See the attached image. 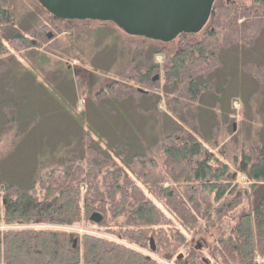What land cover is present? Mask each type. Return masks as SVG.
<instances>
[{
  "label": "rangeland",
  "instance_id": "rangeland-1",
  "mask_svg": "<svg viewBox=\"0 0 264 264\" xmlns=\"http://www.w3.org/2000/svg\"><path fill=\"white\" fill-rule=\"evenodd\" d=\"M241 3L248 6L250 1ZM0 8L10 18L6 23L0 17L1 183L24 189L37 180L53 187L66 181L70 171L79 181L89 172L96 174L100 183L104 174L117 170L156 206L160 192L169 188L187 201L194 197L189 188H198L191 182L194 161L165 165L161 153L162 146H169L167 138L180 137L200 143L210 154L213 170L228 166L237 190H247L249 182L232 162L264 143V7L248 14L252 17L245 31L235 37L229 33L239 28H230L232 12L218 7L211 36L205 31L166 44L129 37L110 23H57L36 0H0ZM18 33L26 42L14 38ZM49 33L52 38L47 40ZM195 41L204 42L205 60L194 62L190 78L167 79L173 51ZM67 66L84 76L64 75ZM145 74L148 82L137 84L139 75ZM154 76L157 80L152 82ZM86 80L92 86L89 90ZM190 80L198 87L196 97ZM55 84L60 85V93L51 86ZM63 160L73 162L61 165ZM195 196L196 201L211 200L207 195ZM235 202L231 213L247 212L246 197ZM225 220L182 233L184 249L168 259L91 227L0 225V231L88 233L139 251L159 264H177L179 255L188 264L195 260L202 264V259L216 264L212 252L230 226Z\"/></svg>",
  "mask_w": 264,
  "mask_h": 264
},
{
  "label": "trees",
  "instance_id": "trees-1",
  "mask_svg": "<svg viewBox=\"0 0 264 264\" xmlns=\"http://www.w3.org/2000/svg\"><path fill=\"white\" fill-rule=\"evenodd\" d=\"M0 17L6 23L10 21L7 10L0 8ZM14 38L25 39L19 33ZM173 52L166 78L174 82L190 78L194 62L206 58L203 41L178 46ZM139 76L137 84L145 85L149 76ZM189 87L196 97L198 87L192 80ZM166 140L169 146L161 147L165 165L178 166L194 161L191 182L198 188H189V193H194L191 199L186 201L170 188L163 189L156 206L143 197L135 182L123 179L117 170L104 174L100 183L96 174L89 172L79 181V178L75 179L76 172L70 171L66 181L53 187L37 180L31 181L24 189L0 182L3 190L0 194V225L91 227L96 232L116 236L134 246L147 247L151 254L168 259L175 251L184 249L183 234L208 228L224 217L230 226L213 248L212 260L216 264L264 263V143L252 148L250 155L241 153L234 157L235 171L249 182L247 190H237L238 184L228 173V166L223 165L214 171L209 164L210 154L200 143H190L180 137ZM65 162L73 161L63 160L61 165ZM82 185L83 192L80 191ZM195 195H207L211 200L196 201ZM241 196L247 199V212L231 213L237 205L235 201ZM94 212L102 216L99 224L89 221ZM151 240L154 252L150 250ZM181 260H176L177 264H188L187 260ZM0 264L159 263L125 245L88 233L18 229L0 231Z\"/></svg>",
  "mask_w": 264,
  "mask_h": 264
},
{
  "label": "water",
  "instance_id": "water-1",
  "mask_svg": "<svg viewBox=\"0 0 264 264\" xmlns=\"http://www.w3.org/2000/svg\"><path fill=\"white\" fill-rule=\"evenodd\" d=\"M52 18L60 21H94L113 24L123 34L158 43L202 31L212 13L214 0H36ZM52 38L47 34L46 39ZM157 76L152 78V82ZM142 93L141 90H138ZM92 213L89 221L99 224ZM150 250L154 252L153 241ZM182 255L176 257L179 261ZM204 264H209L203 260Z\"/></svg>",
  "mask_w": 264,
  "mask_h": 264
},
{
  "label": "flooded vegetation",
  "instance_id": "flooded-vegetation-1",
  "mask_svg": "<svg viewBox=\"0 0 264 264\" xmlns=\"http://www.w3.org/2000/svg\"><path fill=\"white\" fill-rule=\"evenodd\" d=\"M246 1H248V0H246ZM249 1H250V4L248 6H245V5H243L241 3V0H214L213 5H212V13L210 15V18H209L208 22L206 23V25L204 26V28L202 29V31L199 34H201V33L206 31V33L208 32L207 34H209L211 36L214 33L213 23L215 21V10H217L218 7H219V9H222V7H224L225 9H227V12H232L230 14H232L234 19L230 23V28L231 27L232 28H238L237 25H239L240 29L238 28V30H236L234 32H232L230 30L229 33L232 34L233 37L236 36L237 32L242 33V31H245V26L249 23V19L252 17L251 16L249 18L248 14H250V12H252V11L257 12V7L258 6L264 7L263 0H249ZM218 3H220V4H218ZM252 7H254L255 9H252ZM66 23H69V22H66ZM211 23H212V27H210ZM215 23H218V22H215ZM262 23H263V25H262L261 28L264 29V20H262ZM262 29H261V31H262ZM237 43H239V42H237ZM71 73L74 76H76V77H78V76L79 77H83L84 76L82 74H78L76 69L73 70V69H71L70 66H67L66 73H64V75L65 74H71ZM57 76H61V72L60 71H59V75L57 74ZM86 83L87 84L85 85V87H87V89L89 90L92 87L91 84H90V80H86ZM51 86H53L54 88L56 87L57 89L56 88L55 89H56L57 93H60L59 92L60 85L55 84V85H51ZM61 88H62V86H61ZM101 91L105 92L106 89L101 88ZM95 95H98V93L95 94ZM198 247L199 246H197L196 250H198ZM203 260L207 261L206 259H202L201 260L202 264H204Z\"/></svg>",
  "mask_w": 264,
  "mask_h": 264
}]
</instances>
